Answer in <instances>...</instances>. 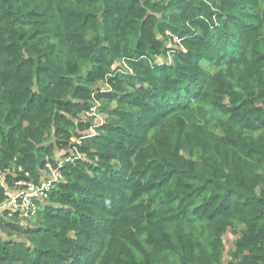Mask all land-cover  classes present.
Here are the masks:
<instances>
[{
  "label": "trees",
  "instance_id": "obj_1",
  "mask_svg": "<svg viewBox=\"0 0 264 264\" xmlns=\"http://www.w3.org/2000/svg\"><path fill=\"white\" fill-rule=\"evenodd\" d=\"M47 164L0 264H264V0H0V172Z\"/></svg>",
  "mask_w": 264,
  "mask_h": 264
},
{
  "label": "built area",
  "instance_id": "obj_2",
  "mask_svg": "<svg viewBox=\"0 0 264 264\" xmlns=\"http://www.w3.org/2000/svg\"><path fill=\"white\" fill-rule=\"evenodd\" d=\"M174 45H179L180 40L176 37L172 38ZM180 46V45H179ZM46 169L49 171L51 179L48 181L43 180L42 183L35 185L29 180H19L14 182L12 187H8L5 184L6 174L11 173L9 170L5 173L0 172V187L4 188L6 199L0 203V213L5 212L8 218L17 216L18 219H29L37 212V202H42L47 197V191L50 188L52 182L56 181L59 177L57 169H53L50 164L46 165ZM23 173L21 168L14 170V173ZM46 172L45 174H47ZM28 178V174H23ZM45 176H48L45 175ZM44 178V173H43Z\"/></svg>",
  "mask_w": 264,
  "mask_h": 264
},
{
  "label": "rangeland",
  "instance_id": "obj_3",
  "mask_svg": "<svg viewBox=\"0 0 264 264\" xmlns=\"http://www.w3.org/2000/svg\"><path fill=\"white\" fill-rule=\"evenodd\" d=\"M158 63H170V60L161 57L159 58ZM235 237L236 236H234L232 230H228V232L224 235L223 239H224L226 251L232 248V242ZM223 259L224 261L228 260V256L226 255V253L223 256Z\"/></svg>",
  "mask_w": 264,
  "mask_h": 264
},
{
  "label": "crops",
  "instance_id": "obj_4",
  "mask_svg": "<svg viewBox=\"0 0 264 264\" xmlns=\"http://www.w3.org/2000/svg\"><path fill=\"white\" fill-rule=\"evenodd\" d=\"M235 238H236V237H235ZM235 238H234V239H235ZM234 239H233V241H234Z\"/></svg>",
  "mask_w": 264,
  "mask_h": 264
}]
</instances>
